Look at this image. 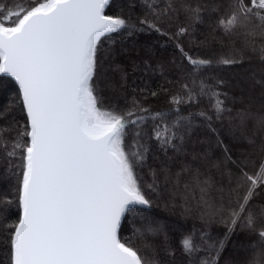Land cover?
<instances>
[{"label": "snow or ice", "instance_id": "obj_1", "mask_svg": "<svg viewBox=\"0 0 264 264\" xmlns=\"http://www.w3.org/2000/svg\"><path fill=\"white\" fill-rule=\"evenodd\" d=\"M109 4L110 0H29L23 7L0 0V77L14 81L26 117V124L13 129L15 137L5 140L9 130H0V147L23 161L17 173L18 220L9 225L8 233L11 264H161L155 255L148 256L156 248L149 238L163 235L167 245L161 225L145 218L139 227L133 226V235L145 241L143 250L121 235L126 213L150 208L147 190L156 192L161 183L171 185L173 196L183 193L195 199L206 224L218 216L224 220L227 213L224 239L213 240L206 228L181 238L187 264H220L226 241L237 229L256 238L248 245L254 253L249 264H264V205L250 203L264 184V163L256 175L240 167L235 187L229 180L232 192L248 184L242 198L225 206L212 196L216 182L211 170L231 177L226 161L236 164L227 156L215 122L230 117L235 127L245 120L264 127V114L245 110L233 116L225 103L228 94L219 91L223 81L201 77L215 65H242L243 59L194 57L177 44L189 68L187 82L171 95L170 103L208 101L206 109L189 117L169 120L148 104V97L158 93L144 89H134L123 107L105 108L98 83L102 38L136 27L123 15H106ZM143 6L139 24L162 35H167L165 21L171 23L173 17L183 14L185 22L176 35L184 36L204 14L212 13L213 31L223 39L253 44L257 37L264 40V0H143ZM254 50L264 61V47ZM250 80L264 90V76L256 79L252 74ZM196 118L207 125L209 150L202 149L191 161L185 156L179 171L166 163L147 165V141L154 140L165 155L169 149L183 154ZM213 141L223 148L226 160L210 154ZM145 167L148 179L142 174ZM165 252L175 255L167 246Z\"/></svg>", "mask_w": 264, "mask_h": 264}, {"label": "trees", "instance_id": "obj_2", "mask_svg": "<svg viewBox=\"0 0 264 264\" xmlns=\"http://www.w3.org/2000/svg\"><path fill=\"white\" fill-rule=\"evenodd\" d=\"M11 3L27 7L29 0H11ZM105 14L123 15L136 26L110 34V39L102 38L100 48L103 67L98 83L105 108L123 107L125 98H130L134 89H144L146 92L158 93L156 97H148V104L152 109L164 112L171 121L206 109L207 99L180 105L170 103L171 95L178 94L181 84L187 82L185 77L189 65L177 48V44H180L186 53L194 57L225 56L243 59L242 65H215L201 78L212 83L215 80L223 81L219 91L228 94L225 103L233 109V116L236 112L245 110L256 116L264 114V90L254 87L250 80L252 74H255L256 79L264 76V61L260 60L259 52L254 50L264 47V40L260 37L256 38L254 44L251 41H227L219 31H213L215 20L212 13L204 14L201 22L194 24L192 30L184 36L176 35L179 27L185 22L183 14L178 18L173 17L171 23L165 21L163 31L167 35H162L139 24V20L145 15L143 0H110ZM141 28L143 30H140ZM230 119L226 117L223 122L216 121L215 126L228 149L227 156L236 161V164L226 161V167L230 169L232 176H222L215 169L211 170L216 182L212 196L217 204L222 202L225 206L235 202L237 196L242 198L246 194L247 183H243L236 192L230 191L229 188L230 179L232 187H235L239 180L240 167L249 175H256L260 164L264 163V127L255 120H245L239 127H235L230 124ZM24 124L26 117L19 102L17 86L10 78L0 77V130H9L5 134V140L15 137L16 131L13 129ZM193 125L191 137L183 145V154L174 153L169 149L165 155L154 140L147 141L150 149L147 165L157 168L166 163L173 171H179V165L186 162L185 156L191 161L194 156L202 154V149L209 150L206 123L196 118ZM177 143L179 144V141ZM210 154H214V159L226 160L223 148L217 147L214 141L211 143ZM174 157L176 158L172 159ZM22 165L21 159L7 156L5 150L0 147V208L4 209L0 212V264H11L8 233L9 225L18 220L17 173L22 171ZM147 173L148 168H143L142 174L146 179ZM147 193L152 206L126 213L122 221L121 235L131 238L132 243L143 250L145 241L133 235V226L139 227L145 218L161 225L167 233V245L163 235L149 238V242L154 243L156 248L154 252L148 251V256L155 255L161 264H169V261L171 264H187L179 242L194 229L200 231L206 228L216 241L225 238L228 228L227 213L224 220L218 216L206 224L200 218L202 206L189 195L181 193L173 196L171 185L165 186L161 183L156 192L147 190ZM7 199H11L12 203H6ZM250 203L257 207L264 205V184L257 187ZM255 239L247 232L237 229L226 241L220 264H249L254 253L248 245ZM165 246L174 252V257L166 254Z\"/></svg>", "mask_w": 264, "mask_h": 264}, {"label": "water", "instance_id": "obj_3", "mask_svg": "<svg viewBox=\"0 0 264 264\" xmlns=\"http://www.w3.org/2000/svg\"><path fill=\"white\" fill-rule=\"evenodd\" d=\"M11 79V78H10Z\"/></svg>", "mask_w": 264, "mask_h": 264}]
</instances>
